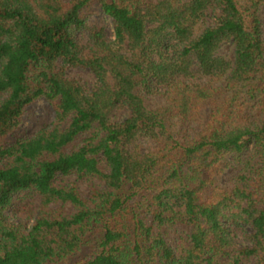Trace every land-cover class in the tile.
I'll list each match as a JSON object with an SVG mask.
<instances>
[{
	"label": "trees",
	"instance_id": "obj_1",
	"mask_svg": "<svg viewBox=\"0 0 264 264\" xmlns=\"http://www.w3.org/2000/svg\"><path fill=\"white\" fill-rule=\"evenodd\" d=\"M94 2L113 18L114 39L89 24ZM263 5L0 0V264H264ZM211 15L214 23L198 33ZM85 29L89 52L79 38ZM226 40L235 60L218 53ZM69 66L90 69L93 87L71 78ZM145 93H166L170 102L150 106ZM41 97L54 121L14 137ZM205 104L201 130H177V120ZM123 105L131 113L114 121ZM141 135L155 144L142 149ZM229 155L239 169L226 187L219 178ZM72 173L98 175L105 186L83 197L76 183H57ZM28 189L42 202L22 229L6 210ZM178 223L191 230L172 244L166 230Z\"/></svg>",
	"mask_w": 264,
	"mask_h": 264
},
{
	"label": "rangeland",
	"instance_id": "obj_2",
	"mask_svg": "<svg viewBox=\"0 0 264 264\" xmlns=\"http://www.w3.org/2000/svg\"><path fill=\"white\" fill-rule=\"evenodd\" d=\"M85 12L89 15V24L96 29H103L106 35L110 39L115 37V25L113 18L108 15L101 5L97 2L91 4ZM263 13V29H264V5L262 6ZM214 23V16H209L207 20L200 24L198 33L201 32L205 27ZM80 43L85 52L90 51L91 36L88 30H83L79 33ZM128 45H126L127 47ZM219 54L225 55L226 57L235 60L236 51L235 44L232 40H226L222 43L218 50ZM67 73L71 78L79 80L87 88L93 87L96 82L95 74L88 68L69 66ZM198 79L202 81H211L216 85H222L226 83V78L213 80L209 76H203L199 74ZM146 101L150 106L166 105L170 102V99L166 93H145ZM2 97L0 96V99ZM131 110L128 106H120L113 113L114 121H122L129 114ZM55 109L52 104L45 98L41 97L34 103H32L27 113L24 116V122L20 129L15 132L14 137L27 136L34 134L38 129L44 125L51 124L55 119ZM209 117V106L205 104L201 114L192 117L189 120H177L180 121L177 124V130L181 131L182 134L194 135L197 131L204 127V124ZM82 141V137L76 139L74 142L69 144L65 149H72L78 146ZM137 142L141 145L142 149L147 150L155 144L153 138L141 135ZM229 165L227 166L224 173L221 174L219 182L223 186H231L234 182V176L238 172L239 164L234 156L229 155L227 157ZM57 183H76L81 195L83 197H90L98 189L105 186V181L98 175H84L80 176L77 173L61 175L57 178ZM42 202V196L36 189H28L20 192L14 198L13 203L6 210V215L14 224L20 226L22 229H27L32 226L36 217L39 214L40 206ZM65 210L71 212L73 210V204H65ZM233 228L237 232V239L241 243L244 241L242 236V229L234 224ZM191 227L188 224L178 223L166 230V236L168 240L173 244L180 236H188Z\"/></svg>",
	"mask_w": 264,
	"mask_h": 264
}]
</instances>
